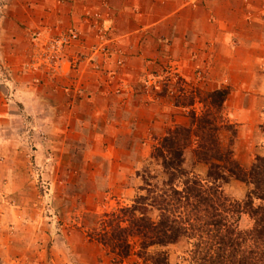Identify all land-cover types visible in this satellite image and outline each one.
<instances>
[{
  "label": "crops",
  "instance_id": "0c3cea01",
  "mask_svg": "<svg viewBox=\"0 0 264 264\" xmlns=\"http://www.w3.org/2000/svg\"><path fill=\"white\" fill-rule=\"evenodd\" d=\"M28 4L29 10L14 14L0 29V71L6 74L0 77V118L9 115L12 101L29 116L39 117L59 162L68 157L69 164L74 155L70 143L84 141L80 162L98 165L87 170L89 178L127 177L130 160L126 162L124 149L133 147L131 139L138 140L137 134L132 137L133 128L142 134L144 127L163 124L149 117L168 110L145 106L140 85L150 71L167 64L190 81L198 72L203 73L202 83L228 87L227 106L240 118V131L254 129L260 121L264 0H30ZM96 13L108 31L112 52L93 62L91 47L100 41L92 26ZM71 26L81 28V41L49 65L41 56L46 39ZM102 164L108 169L102 170ZM98 195L99 190L88 194Z\"/></svg>",
  "mask_w": 264,
  "mask_h": 264
},
{
  "label": "rangeland",
  "instance_id": "374dc122",
  "mask_svg": "<svg viewBox=\"0 0 264 264\" xmlns=\"http://www.w3.org/2000/svg\"><path fill=\"white\" fill-rule=\"evenodd\" d=\"M29 1L0 0V29L14 14L29 10ZM71 28L80 30V38L73 44L78 43L81 28L71 26L66 30ZM66 30L58 29L56 34ZM56 34L49 35L45 43ZM78 56L80 59L81 55ZM0 72V77L6 75ZM202 81L203 73L197 72L196 78L190 81L170 64L146 75L140 85V90L144 91V105L168 110L163 116L149 117L154 121L161 119L163 124L144 127L142 134L133 128L132 137L137 134L138 140L131 139L129 143L133 147L124 149L130 168L126 166L124 180L116 181L89 178L87 170H95L98 165L91 167L80 162L86 150L82 140L70 143L69 150L74 155L69 164L66 163L68 157L59 162L56 150L50 146V133L44 130L39 117L29 116L18 102L8 100L12 101L13 108L8 116L0 118V264H112L113 255L96 239L105 214L133 205L145 193L146 178L155 176L151 178L152 183L161 184L165 177L163 167L151 157L152 153L170 131L178 126H190L194 112L202 115L210 111L216 115L221 128L220 140L225 146L232 145L235 158L244 168H250L259 156H264V99L258 105L260 121L254 129L242 132L240 118L228 109V97L221 107L210 105V93L220 89L229 93V88H214ZM68 92L71 94L70 90ZM195 146L193 143L186 150L184 166L205 178L208 165L196 161ZM100 167L108 169V165ZM223 188L232 199L244 202L251 184L233 178ZM98 190L101 195L88 196ZM259 203L260 200L255 199V204ZM252 225L250 214L242 212L238 218L239 228L246 230ZM132 241L137 243L138 238ZM188 246L186 240H181L163 249L168 252L172 264H189L183 258ZM137 249L138 246L134 251ZM135 261L138 257L132 255L125 264H136Z\"/></svg>",
  "mask_w": 264,
  "mask_h": 264
},
{
  "label": "trees",
  "instance_id": "16d2710c",
  "mask_svg": "<svg viewBox=\"0 0 264 264\" xmlns=\"http://www.w3.org/2000/svg\"><path fill=\"white\" fill-rule=\"evenodd\" d=\"M227 95L213 91L210 105L221 107ZM216 119L210 111L194 112L190 126L170 131L151 156L163 167L161 184L152 183L155 176L146 178L145 193L133 205L105 214L96 239L113 255L112 264H125L132 255L138 257L136 264H172L163 248L181 240L189 245L183 256L189 264H264V156L244 168L232 145L220 140ZM193 143L196 161L208 165L205 178L184 166ZM233 178L251 184L244 202L224 191ZM242 212L253 219L246 230L238 226Z\"/></svg>",
  "mask_w": 264,
  "mask_h": 264
},
{
  "label": "built area",
  "instance_id": "2783aa9c",
  "mask_svg": "<svg viewBox=\"0 0 264 264\" xmlns=\"http://www.w3.org/2000/svg\"><path fill=\"white\" fill-rule=\"evenodd\" d=\"M96 21L93 22V27L96 29L99 42L93 44L91 47V60L95 62L98 55H104L110 57L112 49L109 44V36L107 29L100 24L97 20L100 19L101 15L96 13L94 15ZM80 38V30L71 28L59 34H56L49 38L44 46L42 53V59L45 60L49 65H55L57 61L61 59L65 49L73 44L74 41Z\"/></svg>",
  "mask_w": 264,
  "mask_h": 264
}]
</instances>
